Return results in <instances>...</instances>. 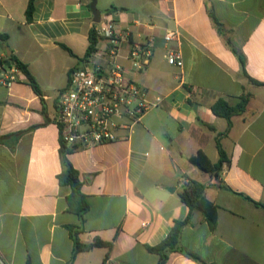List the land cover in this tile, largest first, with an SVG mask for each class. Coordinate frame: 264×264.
<instances>
[{
	"label": "crops",
	"instance_id": "1",
	"mask_svg": "<svg viewBox=\"0 0 264 264\" xmlns=\"http://www.w3.org/2000/svg\"><path fill=\"white\" fill-rule=\"evenodd\" d=\"M90 2L35 0L27 23L28 0H0L2 46L27 65L41 90L35 94L23 74L9 89L0 86V264H157L146 246L161 242L173 221L187 215L178 193L189 179L206 184L217 222L211 230L193 211L180 247L207 264H264V209L252 203L264 204V0H106L104 14L129 32L131 44L154 38L143 70L127 60L130 44L115 65L161 101L131 132L120 130L118 140L67 154L88 205L80 223L67 208L70 187L57 181L61 142L54 118L69 71L87 61ZM167 31L178 33L168 45ZM104 45L98 40L90 60L105 64ZM168 48L180 51L182 67L167 63ZM232 48L243 54L244 72ZM241 96L245 110L227 129L210 107L219 98L234 105ZM216 139L228 163L213 177L189 159L201 151L216 162ZM70 225H81L82 244L98 238L111 248L94 247L71 260ZM164 264L199 263L173 251Z\"/></svg>",
	"mask_w": 264,
	"mask_h": 264
},
{
	"label": "built area",
	"instance_id": "2",
	"mask_svg": "<svg viewBox=\"0 0 264 264\" xmlns=\"http://www.w3.org/2000/svg\"><path fill=\"white\" fill-rule=\"evenodd\" d=\"M93 30L105 45L102 55L105 64L90 60L97 53L92 52L81 66L72 68L68 73V82L57 95L54 124L60 142L71 148H88L116 141L118 132H131L141 118L156 109L161 101L151 98L148 90L128 78L115 59L120 56L124 45L130 44L126 58L135 70H143L149 63L154 38L152 36L141 43H130V34L119 31L111 13H105ZM176 31H167L163 35L166 45L177 40ZM168 64L182 67V57L178 49L168 48L164 55ZM11 61L0 42V86L9 89L18 82L21 71ZM103 264H115L104 260Z\"/></svg>",
	"mask_w": 264,
	"mask_h": 264
},
{
	"label": "trees",
	"instance_id": "3",
	"mask_svg": "<svg viewBox=\"0 0 264 264\" xmlns=\"http://www.w3.org/2000/svg\"><path fill=\"white\" fill-rule=\"evenodd\" d=\"M34 1L35 0H28L25 9V19L27 23H30L32 21V15L34 11ZM209 16L213 22V25L217 28V30H219L221 25L211 11H209ZM6 39H7V35L0 33L1 44L5 42ZM97 43H98V38L96 37L92 27L88 31V46L84 58H87L92 52L96 50ZM63 48L68 50V48H66L65 46H63ZM231 50L237 57L239 64L241 66V70L244 72L245 59L243 54L234 48H232ZM8 58L20 69L21 73L25 75L26 81L33 90V92L35 94L40 95L41 90L35 78L29 72L27 65L22 63L20 60H18L16 56H14L13 54H11L10 57ZM254 83L259 84L258 82L255 81ZM246 103H247L246 96H241L239 98V101L234 105H231L225 100L219 98L211 105L210 109L215 116L223 118L227 121V129H228L231 126V117L243 113L245 110ZM215 145L218 151V160L216 162H211L207 158V156L204 155L201 151L197 152L194 156L190 157L189 161L193 163L200 171L208 173L210 176L218 177L222 169V166L228 163V157L224 152V150L221 148L218 139L215 140ZM72 149L73 148L65 146L63 143H60L59 154H60L62 170L57 175V181L59 185H63V186L65 185L70 187V193L66 197L67 208L69 211L75 213L79 217L80 223H82L88 205L87 202L85 201V197L83 196L80 190L81 180L79 177V173L77 170L73 168V166L71 165V163L67 158V154ZM205 188H206V184L189 179L182 187V190L178 193L180 201L188 208L187 215L181 220L173 221L171 229L169 230L168 234L161 242H159L155 246H146L148 252L156 254L158 256L157 264H164L167 259L168 253L173 251L183 253L186 257L194 260L199 264H207L196 255L183 250L179 245V235L181 229L184 226L189 225L191 223L193 211H199L201 213V215L203 216V218L205 219L211 230H214L216 226L217 206L212 202H210L209 200H207V198L204 195ZM252 203L255 206H259L264 209V204L257 202H252ZM67 229L74 244L71 260H73L75 255L79 252L88 251L94 247H103L110 249L112 246L111 242H105L98 238H95L89 244H82L78 239V234L82 230L81 225L79 226L70 225L67 227Z\"/></svg>",
	"mask_w": 264,
	"mask_h": 264
},
{
	"label": "water",
	"instance_id": "4",
	"mask_svg": "<svg viewBox=\"0 0 264 264\" xmlns=\"http://www.w3.org/2000/svg\"><path fill=\"white\" fill-rule=\"evenodd\" d=\"M96 0H91L90 4H89V9L91 11V14H92V22L93 23H98L99 20H100V12L99 10L96 8ZM5 52H6V55L7 57H10V50L6 47L5 48ZM12 62L7 60V61H4L3 64L5 65H9L11 64Z\"/></svg>",
	"mask_w": 264,
	"mask_h": 264
},
{
	"label": "rangeland",
	"instance_id": "5",
	"mask_svg": "<svg viewBox=\"0 0 264 264\" xmlns=\"http://www.w3.org/2000/svg\"><path fill=\"white\" fill-rule=\"evenodd\" d=\"M107 3L108 2H106V0H98V1L96 0L95 6L100 12H102V14H104V7H109Z\"/></svg>",
	"mask_w": 264,
	"mask_h": 264
}]
</instances>
